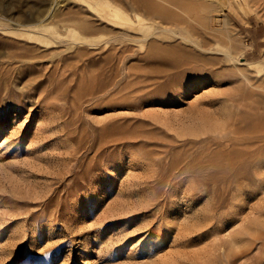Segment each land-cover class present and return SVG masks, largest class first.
I'll use <instances>...</instances> for the list:
<instances>
[{"label":"rangeland","instance_id":"1","mask_svg":"<svg viewBox=\"0 0 264 264\" xmlns=\"http://www.w3.org/2000/svg\"><path fill=\"white\" fill-rule=\"evenodd\" d=\"M154 1L0 0V264H264V7Z\"/></svg>","mask_w":264,"mask_h":264},{"label":"bare ground","instance_id":"2","mask_svg":"<svg viewBox=\"0 0 264 264\" xmlns=\"http://www.w3.org/2000/svg\"><path fill=\"white\" fill-rule=\"evenodd\" d=\"M165 1L176 5V22H177V24L181 25V27L187 26L188 29L189 28H193V29L202 28L206 33H208L207 34L208 36H210L212 34L211 33L212 32V23L210 22L211 17H209L210 15L207 11L206 4H203L200 0H165ZM253 1L257 5L264 7V0H253ZM127 6L133 7L134 9L136 8L139 11L145 12V13L153 12V13H160V14L168 16V17H169V15L172 16L171 11H169L168 9H165V7H162L159 3H157V1H154V0H128ZM111 15L112 16L113 15L118 16V13L114 12V13H111ZM137 17L141 18V16L138 14H137ZM165 21H166V19H165ZM197 31L198 30H196V32ZM191 33H193V31ZM194 34L195 33H193V35ZM196 35L198 36V34H196ZM199 35H202V34L200 33ZM183 58L184 57H182V59ZM175 62H176V67H180L181 65L183 66V64H185V63H183L185 61L181 62L180 60L178 61L177 59L175 60ZM224 128H225V126L223 127V129ZM239 140H241V142L243 144H246V145L247 144L248 145L254 144L256 142H260V143L264 142V126L258 127V129L254 130L250 135H241L239 138H237V141H239ZM243 152L249 153L248 155L250 157L256 155V160L253 161L255 163L256 162H259V163L264 162L263 161L264 160V145L263 146L260 145L259 148L256 149L255 151L245 149ZM233 168H234V166L230 167V169H233ZM230 247L231 248L229 249V255H228L229 261H227L229 263L232 261L234 256L239 255L240 253H243L242 250H240V249L237 250L236 248H234V246H230Z\"/></svg>","mask_w":264,"mask_h":264}]
</instances>
